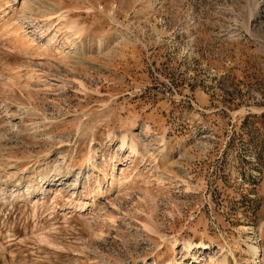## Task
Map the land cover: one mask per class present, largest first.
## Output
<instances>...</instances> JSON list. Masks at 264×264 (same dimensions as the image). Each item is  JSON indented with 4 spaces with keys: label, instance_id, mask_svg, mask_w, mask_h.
Returning <instances> with one entry per match:
<instances>
[{
    "label": "rangeland",
    "instance_id": "rangeland-1",
    "mask_svg": "<svg viewBox=\"0 0 264 264\" xmlns=\"http://www.w3.org/2000/svg\"><path fill=\"white\" fill-rule=\"evenodd\" d=\"M0 264H264V0H0Z\"/></svg>",
    "mask_w": 264,
    "mask_h": 264
},
{
    "label": "bare ground",
    "instance_id": "bare-ground-1",
    "mask_svg": "<svg viewBox=\"0 0 264 264\" xmlns=\"http://www.w3.org/2000/svg\"><path fill=\"white\" fill-rule=\"evenodd\" d=\"M251 250H252V252H254V253H256V252H257V249H256V248H254V247H253V248L251 247Z\"/></svg>",
    "mask_w": 264,
    "mask_h": 264
}]
</instances>
